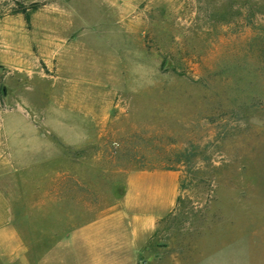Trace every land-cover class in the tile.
Returning a JSON list of instances; mask_svg holds the SVG:
<instances>
[{"label":"rangeland","instance_id":"1","mask_svg":"<svg viewBox=\"0 0 264 264\" xmlns=\"http://www.w3.org/2000/svg\"><path fill=\"white\" fill-rule=\"evenodd\" d=\"M11 122L39 138L30 170ZM139 170L178 184L159 264H264V0H0V186L21 238L74 180L98 206Z\"/></svg>","mask_w":264,"mask_h":264},{"label":"crops","instance_id":"2","mask_svg":"<svg viewBox=\"0 0 264 264\" xmlns=\"http://www.w3.org/2000/svg\"><path fill=\"white\" fill-rule=\"evenodd\" d=\"M61 26L70 25L63 22ZM8 131L20 139L13 143L15 152L22 148L14 155V162H25L23 166L28 169L32 158L28 163L24 157L38 154L37 147L32 146L38 142L37 134L31 127L21 132L12 122ZM39 155L35 166L43 163L41 152ZM72 183L79 187L77 195L65 201L57 193L55 206L41 202L39 227L30 225L22 238L15 228L16 214L0 186V264H159V246L154 249L152 244L159 237V221L175 205V175L157 170L128 173L125 180L111 184L119 189L111 195L113 202L98 206L93 183L79 179ZM80 186L88 198L91 192L92 202L81 200ZM215 232L219 240L223 231ZM217 258L223 260V254L217 253ZM222 260L215 264H223Z\"/></svg>","mask_w":264,"mask_h":264}]
</instances>
